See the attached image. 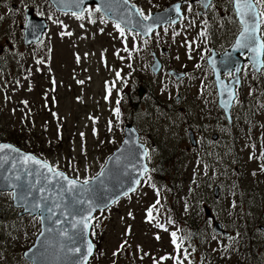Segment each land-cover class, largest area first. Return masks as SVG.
Listing matches in <instances>:
<instances>
[{
  "label": "rangeland",
  "instance_id": "1",
  "mask_svg": "<svg viewBox=\"0 0 264 264\" xmlns=\"http://www.w3.org/2000/svg\"><path fill=\"white\" fill-rule=\"evenodd\" d=\"M131 1L147 14L181 0ZM25 8L49 23L42 39L29 46L22 44ZM94 8L87 7L78 19L56 11L48 0H0V64L5 66L0 69V140L83 180L96 175L119 145L123 119L146 123L152 117L159 135L154 155L163 153L154 158L163 165L156 174L162 187L152 185L147 175L133 193L94 215L95 252L88 264H175L172 258L160 260L176 254L173 231L190 254L184 264H264V68L256 74L243 67L233 128L217 127L221 152L201 155L187 149L171 155L176 145H189L187 133L176 128L183 126L178 118L187 111L202 119L217 112L212 71L204 60L209 45L229 44L240 30L232 0H215L208 12L200 5L206 16L195 11L192 20L184 17L155 31L150 40L126 30L121 37L112 21H102L99 12L90 15ZM183 11L188 12V4ZM151 50L186 77L151 72ZM178 170L176 180H170ZM214 185L220 188L217 199ZM204 205L229 238L212 231ZM17 211L11 194H0V264H30L23 251L40 223L37 217L16 216ZM187 222L197 228L193 238ZM124 241L127 246L114 256Z\"/></svg>",
  "mask_w": 264,
  "mask_h": 264
},
{
  "label": "snow or ice",
  "instance_id": "2",
  "mask_svg": "<svg viewBox=\"0 0 264 264\" xmlns=\"http://www.w3.org/2000/svg\"><path fill=\"white\" fill-rule=\"evenodd\" d=\"M77 8L80 9V13L73 12L72 15L76 16L78 19H83L84 8L81 7L85 3V0H72ZM237 15L241 18V23L243 25V30L240 33V39L236 42V47L238 49H247L253 53H258L259 55H264V33L258 35L261 32V25L264 24V0H232ZM129 0H101L99 6L95 7L91 12L102 13L101 20L110 16H117L120 21L130 22L129 16L126 14L129 9L123 6H127ZM205 6H209L205 4ZM180 5L175 6V11L180 12ZM189 11L191 7L189 6ZM135 12L138 14L139 18L137 20V27H142L145 34L152 31L151 24H144V21H149L153 18V14L149 11L145 14L141 9L136 8ZM2 18V17H0ZM91 23H95V20H91ZM174 22V21H173ZM155 23V21H154ZM33 30L36 29V25H33ZM83 27V25H81ZM115 28L119 30L121 37L125 36V29L121 26L120 22L115 23ZM102 32L103 29H100ZM71 35V33H67ZM87 55V54H86ZM79 60V57H77ZM253 60H257L258 57H253ZM260 66L264 67V61H259ZM199 67V65H198ZM257 70H260L258 68ZM236 72L240 71V68L235 69ZM230 76L233 72L228 73ZM119 72L117 76L119 77ZM55 83V81H53ZM83 83V81H79ZM237 83L239 81L237 80ZM111 89H109V92ZM232 97V94L229 93ZM27 103V102H25ZM119 103V101H117ZM115 112L119 114V108L115 109ZM83 137V133L80 134ZM4 150H11V152L19 153V149L13 148L10 144H0V169H4L10 172L9 176L0 177L8 182V186L11 188V197L14 201H20L21 206L24 211L28 212L29 215H33L35 219V213H40L39 222L43 224L46 219L52 220L53 224L60 225L59 230L45 227L41 232L40 236H44L45 232L51 233L58 231V234L69 241L73 246H66L61 244V248H66V250L73 254H79L78 264H87L89 257L93 255V249L95 247L93 241L88 239L84 241L82 239L83 233L92 228L94 229L98 226V221L93 224L92 221L96 220L93 213L97 209L101 208L99 201L103 199V193L98 194V190L93 188L92 181H97L100 188H105V182L103 177L106 175L105 168L102 167L101 171L94 177L85 178L83 180L77 175L75 177H70L63 171L57 170L54 166L50 165L46 160L38 158L36 155L31 153H26L12 157L11 160L8 156L4 155ZM147 151L145 155L147 156ZM251 158V157H250ZM112 159V158H110ZM11 164L9 169H5L6 164ZM261 169L264 170V165H261ZM46 170V171H45ZM75 171V169H74ZM147 168L145 167V172ZM255 175V173H253ZM150 179V178H149ZM135 183L139 185L140 180H136ZM128 191H135V189L129 188L122 194L127 195ZM115 203V199L112 200ZM159 204V200L156 202ZM87 205V207H85ZM152 205L148 209V219L151 220L152 217ZM106 209V205L102 211ZM59 210L60 217H56V213ZM47 213V215H44ZM131 215V213H129ZM71 217L70 228L74 231L69 233L67 228L63 225L68 222V218ZM79 217V219H77ZM163 227V225H159ZM167 230V229H165ZM91 235H95L93 231ZM172 243L175 246L176 254L172 257H160V260H165L172 258L175 264H184V260L190 255L186 249L181 247L182 241L177 240V233L173 231L171 233ZM159 239V236H157ZM77 243H84L85 247L81 248L75 246ZM127 246V241H124L117 252L113 255L116 256L120 250ZM27 255V253H25ZM159 264V262H155Z\"/></svg>",
  "mask_w": 264,
  "mask_h": 264
},
{
  "label": "water",
  "instance_id": "3",
  "mask_svg": "<svg viewBox=\"0 0 264 264\" xmlns=\"http://www.w3.org/2000/svg\"><path fill=\"white\" fill-rule=\"evenodd\" d=\"M48 1L52 4V6L56 10L60 12H65V13L76 12L78 14L80 13V9L76 7V5L72 2V0H48ZM199 1H201L204 8L207 7L205 6V4H209V0H199ZM100 3L101 0H85V3L81 5V7L85 8L86 5H91V4H95L96 6H99ZM177 4L180 5L181 2L174 3L168 8L161 11L151 12L153 14V18L149 21H144L143 23L151 24L153 31L154 29L158 28L161 25H165L169 22L177 21L179 16L181 15L180 12L177 13L175 11V6ZM123 7H126L127 9L130 10L126 13L129 16L130 22L120 21L118 20L117 16H110L106 18L116 22H120L121 26H123L124 28L131 31H137L142 36H149L152 31L145 34L142 27H137V20L140 19L138 14L135 12V9L137 7L131 4L130 1L127 6H123ZM236 17L239 23L241 24V30L237 34L235 42L233 43L231 48L222 55L221 58L213 57L211 58V61L209 58V62L214 70V77L216 80V84L220 96L219 105L224 109L225 114L228 118H229V110L232 104V98L234 96L233 87L234 84L237 83V80L239 81V77H238L239 72H236L235 69L237 67L240 68L243 62L241 55L247 53L248 57L246 59L251 62L252 67L256 70L258 68H261L259 61H262V55H259L258 53H253L247 49H238L236 47V42L238 39H240V33L243 30L241 18L240 16L237 15V12H236ZM33 25L37 26L35 30H33L32 27ZM47 27H48V23L44 18L34 16L33 10H30L29 8L25 9V24L23 27L24 45H30L39 41V39L42 37L44 32L47 30ZM254 56L258 57V59L253 60L252 58ZM159 67L160 64L157 61H155L154 64H152L151 66L154 72H157ZM230 71L231 72L234 71V78H232V80L228 84H226L225 82H223L222 79H220V75L222 72L229 73ZM230 92L232 94V97L228 95ZM141 93L142 91L139 92V94ZM227 96L229 97L227 98ZM136 138H137L136 134L133 131L132 127L130 125H126L125 137L123 143L107 158L106 163L103 166V168H105L106 170V175L105 177H103L106 187L100 188L99 183L97 181H92L91 186L98 190V194L101 192L103 193V199L99 201L101 205L100 209H104L105 205L106 208L112 205L113 204L112 200L115 199V201H117L119 198L123 196L122 193L124 191H127L129 188L135 189V187L137 186L135 181L140 180L143 177L146 167L145 152L142 149H140V147L137 145ZM0 144H10V143L1 142ZM12 146L15 149H19L14 145ZM19 150H20L19 153L11 152V150H4L3 154L8 156L9 159L11 160L12 157L26 153H31V152H26L22 149ZM4 167L5 169H9L11 167V164L10 163L6 164ZM9 175H10L9 171L0 169V177H5ZM0 190H11V188L8 186V182L5 181L4 179H0ZM217 190H218L217 187H215L214 195H217ZM130 192L131 191H128V193ZM12 201L14 207H21L23 209L20 201H14L13 199ZM85 207H87V205H85ZM205 211L206 213H208L207 209H205ZM22 213H28V212L24 211L23 209ZM34 215L40 216V213H35ZM44 215H47V213H44ZM58 217H60L59 210L56 213V217H53V219ZM77 219H79V217H77ZM70 221H71V217L68 218V222H66L63 225V227L67 228L69 230V233L71 234V232L74 230L70 228ZM45 227L53 228L57 230L61 228L60 225L53 224L52 220L50 219H46L43 222V224L40 223V232ZM213 230L215 232H222L223 234L227 235V232L222 230L220 223L217 221L213 223ZM40 232L35 237L33 244L23 252L24 258L27 261H29L30 264H78L79 254L70 253L66 250V248L60 247L61 244H64L69 247L73 245L69 241H67L64 237L60 236L58 234V231H54L51 233L45 232L44 236H40ZM82 239L84 241L90 239L89 229L83 233ZM75 246L84 248L85 244L77 243ZM25 253H27V255H25Z\"/></svg>",
  "mask_w": 264,
  "mask_h": 264
},
{
  "label": "flooded vegetation",
  "instance_id": "4",
  "mask_svg": "<svg viewBox=\"0 0 264 264\" xmlns=\"http://www.w3.org/2000/svg\"><path fill=\"white\" fill-rule=\"evenodd\" d=\"M199 0H186L184 3V8L185 6L188 4V9L189 6L191 7V11L188 10L187 13H184V17H186L189 20H192L195 16H194V12L196 11L198 13L199 16H206V12H208L212 6L214 5V1L215 0H210V8L208 6L207 11L203 12L202 10L200 11L199 7H200V3L198 2ZM168 27V26H166ZM236 36V35H235ZM151 38V37H150ZM150 38H147L145 40H150ZM235 37H233L231 39V42L222 47H210L209 50L210 52L212 50L215 51L217 56H220L224 51H226L231 44L233 43ZM8 49L13 50V46L9 45ZM164 51V53H163ZM163 54L167 53V49L162 48L161 51ZM155 53L153 50H151V57L154 59H157L160 64L161 67L158 71L162 72V71H166L167 74L176 79V80H181L183 78L186 77V73L181 71V70H171L173 68H169L167 63L165 62V56H160L159 59L158 57L153 54ZM206 62V59L204 60ZM5 66L2 65V63L0 64V69H4ZM180 72V74H179ZM176 74V75H175ZM176 76V77H175ZM227 78H229V76H227ZM141 89V88H140ZM139 89V90H140ZM142 90V89H141ZM139 92V91H138ZM142 94V93H141ZM139 95V94H138ZM141 96V95H139ZM180 99V96L176 97V100L178 101ZM211 99H209L210 101ZM217 103V101H216ZM213 106V103H212ZM209 107V106H206ZM217 112H215L214 116H210L208 118H198L199 113H197V116H191L189 115V112H186V116H183L181 118H178V120L182 121V127H176L177 129H180L184 132L187 133V138H188V142L189 145H184L183 144L178 146L176 145L173 149V151L171 152V155L173 157L175 156H181L183 153L185 154V151H188L190 149H195V150H201L200 154L201 155H212V153L218 154L219 152H221V144H217V141L220 139V136L217 134V127L222 126L223 128H226V131L231 132L232 130V123H233V119H234V112H232V117L230 121H226L224 115H222L221 111H218V108L216 106ZM219 112V114H218ZM219 115V116H218ZM145 120H147L146 123H138L137 122V118L134 119H130V120H125L123 119L122 125L125 126V124L130 123L131 125H133V127L135 128L137 134H138V141L139 143L143 144L145 149L147 150V161L148 164L150 166L151 170H155L156 168H158L160 166V162L159 161H155V157L158 159L160 158L163 153H159L157 156L154 155L157 146H159L158 144L155 143V140L159 138V135H156L154 132V127H155V123H154V119L152 117H146ZM200 120V121H197ZM196 124V125H195ZM229 132V134H230ZM119 139H122V135L120 136ZM164 141V140H163ZM1 142V140H0ZM213 143V144H212ZM16 145V144H15ZM159 149L162 150V147H159ZM188 149V150H187ZM211 149V150H210ZM210 151L212 153H210ZM199 152V151H198ZM2 193H10L11 191H0V194ZM12 204V202H11ZM16 216L18 217H22L23 214L21 212L20 209H18V211L16 212ZM29 216V215H28ZM263 229V228H261ZM2 240V233L0 232V243Z\"/></svg>",
  "mask_w": 264,
  "mask_h": 264
},
{
  "label": "trees",
  "instance_id": "5",
  "mask_svg": "<svg viewBox=\"0 0 264 264\" xmlns=\"http://www.w3.org/2000/svg\"><path fill=\"white\" fill-rule=\"evenodd\" d=\"M178 174H179V170L177 171V172H175V175L173 176V178H171L170 177V180H172V179H176L177 178V176H178ZM176 177V178H175ZM156 178V177H155ZM159 179H163V178H159ZM170 183H171V181H170ZM179 189V188H178ZM177 189V190H178ZM187 224V229H189L190 231H191V235H190V238H193L194 236V231H197V228L195 227V226H192L190 223H186Z\"/></svg>",
  "mask_w": 264,
  "mask_h": 264
},
{
  "label": "bare ground",
  "instance_id": "6",
  "mask_svg": "<svg viewBox=\"0 0 264 264\" xmlns=\"http://www.w3.org/2000/svg\"><path fill=\"white\" fill-rule=\"evenodd\" d=\"M33 15H34V13H33ZM34 16H36V15H34ZM37 17H39V16H37ZM217 107H218L219 110L221 111L222 115H224V111H223V109H222L219 105H217ZM232 128H233V127H232ZM142 148H143L145 151H147V150L145 149V147H144L143 144H142Z\"/></svg>",
  "mask_w": 264,
  "mask_h": 264
}]
</instances>
